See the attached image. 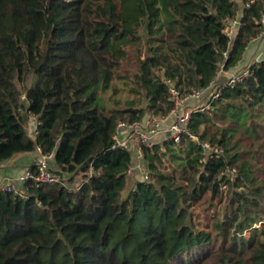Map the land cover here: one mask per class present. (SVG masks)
Segmentation results:
<instances>
[{
  "label": "trees",
  "instance_id": "obj_1",
  "mask_svg": "<svg viewBox=\"0 0 264 264\" xmlns=\"http://www.w3.org/2000/svg\"><path fill=\"white\" fill-rule=\"evenodd\" d=\"M237 3L0 0V165L41 147L71 183L85 175L77 189L30 180L28 199L0 191V264H264V60L234 85L218 77L262 30L264 0L242 7L229 49L223 19L235 15ZM144 19L151 41L165 42V26L172 43L166 50L151 45L142 58ZM29 75L33 83L22 88ZM116 77L138 81L148 107L106 113L104 93L116 92ZM164 78L180 90L213 83L191 105L220 89L209 109L192 112L190 128L225 152L201 162L198 143L158 137L144 149L142 168L126 174L135 147H113V135L122 120L169 113ZM163 154L173 170L159 167ZM227 165L237 168L235 179ZM128 176L140 177L129 190ZM223 186L228 200L213 228L198 229L194 207L217 212Z\"/></svg>",
  "mask_w": 264,
  "mask_h": 264
},
{
  "label": "built area",
  "instance_id": "obj_2",
  "mask_svg": "<svg viewBox=\"0 0 264 264\" xmlns=\"http://www.w3.org/2000/svg\"><path fill=\"white\" fill-rule=\"evenodd\" d=\"M249 0L246 3L243 0H238L237 9L234 16H227L223 19V32L228 37L229 49L232 47L236 36L242 26V7H249L251 2ZM260 23L262 30L258 36L251 39V42L257 41L264 35V14L261 16ZM229 49L223 54L226 58L229 56ZM259 63V62H256ZM229 69H225L224 65H221L220 72L228 73ZM249 72L247 69L243 74L244 76ZM218 73V75H219ZM243 75L231 78L229 84L234 85L236 81L243 80ZM164 81L169 86V92L173 102V106L169 113L165 116L157 117L153 114H147L143 119L137 121L122 120L118 123L116 131L113 135L114 145L113 147H135L134 161L126 169V174H132L136 169L142 168V162L144 160V149L153 148L155 146V140L158 137H164L166 141H174L175 143H181L185 139H190L203 147L201 162H206L209 156H215L220 158L225 148L218 142L202 141L197 135L193 134L190 128V120L192 112L195 110L189 109L191 103L195 100H201L205 97L206 92L213 86V83L207 89H197L193 86H189L184 90H180L170 79L164 78ZM220 89L211 96H208L209 100L215 99L219 96ZM24 97V96H23ZM38 120L35 119L34 134H38ZM38 157L34 162L35 169L29 167L26 172L18 179L5 176L0 180V191L12 193L23 199H28L29 195L25 191V184L28 181H32L36 187H40L43 184H60L69 189H77V185L81 182L75 181L71 183L66 176H64L58 170L51 168L50 161L54 158L53 153H45L41 147L37 148ZM226 173L232 178L238 176L237 168L227 165ZM86 175L92 174L90 168ZM145 178H148L147 174L143 173Z\"/></svg>",
  "mask_w": 264,
  "mask_h": 264
},
{
  "label": "rangeland",
  "instance_id": "obj_3",
  "mask_svg": "<svg viewBox=\"0 0 264 264\" xmlns=\"http://www.w3.org/2000/svg\"><path fill=\"white\" fill-rule=\"evenodd\" d=\"M238 2V0H236ZM162 20H164L162 18ZM147 19H144V23L139 29V35H140V48H141V57L144 58L148 53H150L149 47L151 45L154 46H163L164 49H168V46L171 45L172 41L169 38V33L166 30V27H163V32L165 42L158 43L156 40L151 41V37L148 33V30L146 28ZM157 36H161V33H158ZM170 48V47H169ZM171 54V51L168 50ZM172 58H175V56H172ZM264 60V35L261 36L257 41L255 42H249L248 47L243 55V59L234 67L230 68L228 70V73H222L220 72L218 77L221 78V76L226 74V81L228 82L231 78L237 77V76H244V72L250 68V66L256 62H261ZM155 72L158 75L163 74L164 69L156 68ZM225 80V79H224ZM33 75H29L28 80L26 83H19V85L24 88L25 86H30L33 83ZM115 88L117 89L116 92H114L113 89H108L104 93V97L107 100L106 103V113H110L112 109L117 110H124L129 107L134 108H147L148 107V99L145 97L144 91L141 88L138 81L130 78H124L121 79L119 77H116L113 82ZM208 98V97H207ZM212 98L209 100V103H211ZM243 102V101H238ZM208 102L202 101L201 103L191 105L189 109L197 110L200 108V106L204 109H209L211 106ZM124 118L129 119L130 114L125 113ZM211 130H214V127L211 128ZM211 131V132H212ZM161 140L164 141V137H161ZM177 149V147H175ZM177 152H180L179 150ZM159 167L162 170H173L172 161H170V157L166 154L162 155V163L159 164ZM64 175V174H63ZM67 177L68 175H64ZM85 178V175L82 172L77 173V176L74 178L75 181L81 182ZM140 178L139 176H128V190L133 188L135 186L136 181ZM235 179V178H234ZM224 190V194L222 197V201L217 202V212H214L212 209L205 210L204 205H196L194 207L195 214L193 216L194 224L198 229H212L214 218L217 216L218 212H221L223 206L227 203V194L225 192L226 186H223L222 188ZM128 195V191L124 193V197ZM258 224L257 226H259ZM246 236H249V233H246ZM205 264H211L210 262H206Z\"/></svg>",
  "mask_w": 264,
  "mask_h": 264
},
{
  "label": "crops",
  "instance_id": "obj_4",
  "mask_svg": "<svg viewBox=\"0 0 264 264\" xmlns=\"http://www.w3.org/2000/svg\"><path fill=\"white\" fill-rule=\"evenodd\" d=\"M38 155V151L35 150L29 153L18 154L14 158L3 163L0 165V180L5 176H9L18 181L26 170L34 164ZM18 183L21 186L19 181Z\"/></svg>",
  "mask_w": 264,
  "mask_h": 264
}]
</instances>
